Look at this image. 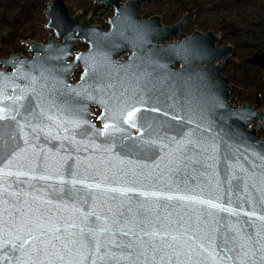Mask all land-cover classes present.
<instances>
[{
  "label": "water",
  "instance_id": "1",
  "mask_svg": "<svg viewBox=\"0 0 264 264\" xmlns=\"http://www.w3.org/2000/svg\"><path fill=\"white\" fill-rule=\"evenodd\" d=\"M93 2L112 6L108 30L85 25L87 18H80V11L70 15L64 0H47L45 26L52 30L56 40H25L33 53L31 58L13 54L0 59V113L6 117L0 120L6 141L0 153V189L21 193L20 201L40 196L59 203L58 197L63 193L58 189H73L72 185L60 182L61 176L65 182L72 179L68 165L75 170L76 162H80L78 179H83L89 162H104L101 168L110 177L120 168L154 165L159 163V157L173 151L170 137L179 139L182 132L195 129L194 135L205 140L206 146L215 145L210 153L216 158L214 179L220 184V202L240 212L239 216L219 215L254 231L262 222L244 213L255 211L264 215V204L257 191L264 172V168L258 167L264 164V138L259 137V131L264 129V108H258V99L256 108L231 101L233 86L223 75V67L232 54V46H218V36L209 30H193L183 39L167 43L166 37H177L179 27L192 22V11L167 26L157 14L142 18L144 3L150 4L152 0ZM79 39L88 49L74 53L72 47ZM124 51L129 52L128 59L121 61L123 56L117 54ZM247 61L264 70V50ZM76 67L82 72L72 82ZM129 105L139 109L131 120L126 115ZM93 106L100 110L98 123L92 119ZM176 115L183 119H173ZM9 116H16V120ZM189 119L191 124L186 123ZM17 121L23 131L18 130ZM9 132L15 134L14 141L8 140ZM151 141L155 143H146ZM18 149L38 155L41 160L47 157L52 167L45 169L38 160L34 173L6 175L9 171H22L9 164ZM237 163L248 170V175L255 173L247 186L225 180V169ZM42 175L51 178L40 179ZM228 175L231 177V172ZM100 179L89 177L87 182ZM75 190L77 196H87L82 185H76ZM7 193L4 199H16ZM80 207L86 209L82 203ZM63 214L75 215L72 210ZM0 218L7 220V215ZM0 264L15 261L8 251L0 250Z\"/></svg>",
  "mask_w": 264,
  "mask_h": 264
},
{
  "label": "snow or ice",
  "instance_id": "2",
  "mask_svg": "<svg viewBox=\"0 0 264 264\" xmlns=\"http://www.w3.org/2000/svg\"><path fill=\"white\" fill-rule=\"evenodd\" d=\"M128 107L126 115L131 120L139 109ZM5 118L0 113V120ZM7 118L16 120V116ZM172 118L183 119L179 115ZM17 127L23 131L18 121ZM194 132L195 129L182 132L179 139L170 137L175 147L159 157V163L120 168L111 177L101 168L104 162L87 163L83 179L77 178L80 162H76L75 170L68 165L72 179L65 182L61 176L60 182L73 189H58L63 193L59 203L40 196L20 201L21 193L0 189V217L7 215V220L0 218V233L4 234L0 235V250L8 251L15 264H264V215L244 213L262 222L252 232L219 215L239 216L240 212L220 202V184L214 179L216 158L210 153L215 145L206 146V141ZM15 139V134L9 132L8 140ZM5 143L4 127L0 125V153ZM38 160L45 169L52 167L47 157L41 160L38 155L18 149L9 164L22 171L6 175L34 173ZM258 167L264 168V164ZM225 172V180L237 186H247L251 175H255H248V170L238 163ZM96 176L101 179L87 182ZM76 185H82L87 196H77ZM260 185L257 191L264 204V172ZM5 193L16 199H4ZM81 203L86 209L80 207ZM69 210L75 215L63 214ZM17 252L21 256H16Z\"/></svg>",
  "mask_w": 264,
  "mask_h": 264
},
{
  "label": "rangeland",
  "instance_id": "3",
  "mask_svg": "<svg viewBox=\"0 0 264 264\" xmlns=\"http://www.w3.org/2000/svg\"><path fill=\"white\" fill-rule=\"evenodd\" d=\"M47 0H0V56L20 53L31 57L32 52L24 39L46 42L54 38L52 30L46 28ZM69 14L80 11L87 17V25L107 28L106 22L112 16V7L93 8L92 0H64ZM194 12L193 22L180 27L177 39L193 30L213 31L218 36V45L230 44L231 55L226 59L223 75L230 84L231 101L264 108V70L247 61V58L264 50V0H152L144 3L141 15L145 19L159 15L164 25L175 23L184 13ZM171 40V36H168ZM167 40V41H168ZM81 39L72 49H84ZM73 81L78 79L80 69L76 68ZM97 110L94 112L96 118ZM264 138V129L259 131Z\"/></svg>",
  "mask_w": 264,
  "mask_h": 264
},
{
  "label": "flooded vegetation",
  "instance_id": "4",
  "mask_svg": "<svg viewBox=\"0 0 264 264\" xmlns=\"http://www.w3.org/2000/svg\"><path fill=\"white\" fill-rule=\"evenodd\" d=\"M92 3H93V8H94V9H97V7H105V6H106V7H112V6L106 5V4H104V3L95 4V3L93 2V0H92ZM112 11H113V8H112ZM193 13H194V12H193ZM184 14H185V13H184ZM70 15H72V14H70ZM112 15H113V14H112ZM194 16H195V14L193 15V18H194ZM181 17H182V16H181ZM80 18H83V17L80 16ZM85 18H87V17H85ZM142 18H143V17H142ZM160 18H161V17H160ZM193 18H192V20H193ZM143 19H144V18H143ZM178 19H179V18H178ZM177 21H178V20H177ZM177 21H176V22H177ZM86 22H87V21H86ZM176 22H175V23H176ZM192 22H193V21H192ZM161 23H162V21H161ZM190 23H191V22H190ZM190 23H186V24H190ZM162 24H163V23H162ZM173 24H174V23H173ZM186 24H184V25H186ZM85 25H87V24L85 23ZM92 25H93V24H92ZM106 25H107V28H106V29H103L102 27H101V28H102L103 30H108V29H109V26H110V25H108V20H107V22H106ZM163 25H164V24H163ZM168 25H172V24H167V26H168ZM182 26H183V25H182ZM180 27H181V26H180ZM180 27H179V29H180ZM191 32H192V31H191ZM178 33H179V30H178ZM178 35H179V34H178ZM189 35H190V34H189ZM187 36H188V35H187ZM185 37H186V36H185ZM168 38H169V37H166V39H165V41H166L167 43H168V42H171L173 39L180 40V39H183L184 37H181V38L177 39L176 37L173 38V37L171 36V38H172L171 40H168ZM24 40H28V39H24ZM55 40H56V38H55ZM167 40H168V41H167ZM46 41H47V40H46ZM24 42H25V41H24ZM45 43H46V42H45ZM83 43H84V42H83ZM25 44H26V43H25ZM84 44H85V43H84ZM217 45H218V42H217ZM26 46H27V45H26ZM75 46H76V45H75ZM218 46H219V45H218ZM27 47H28V46H27ZM73 47H74V46H73ZM73 47H72V48H73ZM28 48H29V47H28ZM87 49H88V48H87V45L85 44L84 49H82V50L80 49V50H81V51H85V50H87ZM29 50H30V49H29ZM80 50H77L76 52H78V51H80ZM72 51H73V49H72ZM31 52H32V51H31ZM73 52H74V51H73ZM76 52H74V53H76ZM13 54H20V53H13ZM13 54H10V55H8V56H6V57H3V56L1 57V56H0V59H2V58H8V57L12 56ZM128 54H129L128 51H124V52H122V53H120V54H117V55H122V56H123V57H122L123 59H122L121 61H125L126 59H128V57H127ZM20 55H21V54H20ZM32 56H33V53H32ZM32 56H31V57H32ZM20 57H23V56L21 55ZM25 57H26V56H25ZM25 57H24V58H25ZM31 57H27V58H31ZM14 61H16V58H14L13 62H14ZM174 66H175V68H178L177 64H175ZM76 68H79L80 71H81V68H80V67H76ZM76 68H75V69H76ZM0 69H2V65H1V64H0ZM3 69H4L5 71H10V70H11V68H3ZM75 69H74V70H75ZM81 72H82V71H81ZM81 72H80V74H81ZM74 74H75V72H74ZM74 74H73V75H74ZM80 74H79V76H80ZM78 78H79V77H78ZM72 79H73V77L71 78V81L73 82ZM76 80H77V79H76ZM76 80H74V81H76ZM92 108H93V112H95L96 110H97L98 113L100 112V110H99L96 106H93ZM98 113L96 114V118H94V117H95V114H94V116L92 117L93 121L95 120L97 123H98V121H97V115H98Z\"/></svg>",
  "mask_w": 264,
  "mask_h": 264
}]
</instances>
